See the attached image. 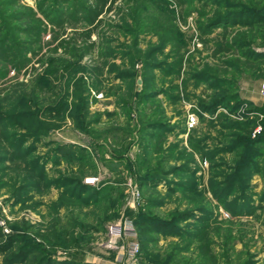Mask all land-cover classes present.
I'll list each match as a JSON object with an SVG mask.
<instances>
[{
    "label": "rangeland",
    "instance_id": "1",
    "mask_svg": "<svg viewBox=\"0 0 264 264\" xmlns=\"http://www.w3.org/2000/svg\"><path fill=\"white\" fill-rule=\"evenodd\" d=\"M262 55L264 0H0V264H264Z\"/></svg>",
    "mask_w": 264,
    "mask_h": 264
},
{
    "label": "built area",
    "instance_id": "2",
    "mask_svg": "<svg viewBox=\"0 0 264 264\" xmlns=\"http://www.w3.org/2000/svg\"><path fill=\"white\" fill-rule=\"evenodd\" d=\"M261 94L264 96V85L261 88ZM197 123V118L194 114L188 117V124L193 127ZM262 131V126L259 125L253 132V137H256ZM4 226L3 223H1ZM108 236L111 239L109 249L117 250V264H139L138 256L140 254V244L138 241V231L133 220L125 219L124 221L111 224L108 230ZM115 241V242H113ZM116 241H120V245H115Z\"/></svg>",
    "mask_w": 264,
    "mask_h": 264
},
{
    "label": "trees",
    "instance_id": "3",
    "mask_svg": "<svg viewBox=\"0 0 264 264\" xmlns=\"http://www.w3.org/2000/svg\"><path fill=\"white\" fill-rule=\"evenodd\" d=\"M106 2H107V0H100V3H101V5L103 7L105 6ZM95 16H98V15L95 14L94 17L91 18L92 19L91 21H93V19H95ZM218 17H220L221 20H226V18H229L230 19L231 18V15L229 16V14H226L225 16L224 15H221V16H218ZM213 24H216V22L213 23ZM252 55H254L255 58L257 57V60H258V56H260V55H258L256 53H252ZM259 58L264 59V55H262V57H259ZM227 85H228L229 88H232L235 85V83L230 80V81H228V84ZM258 142H259V144L261 142L262 143L264 142V135L260 137V139H259ZM240 145H238V146L236 145L237 148H235V149L237 150L238 147H240ZM250 145H251V148H252L253 146H257L258 144L255 143V142H250ZM236 150H234V151H236ZM247 153H249V155H250V152L247 151ZM251 153H252L251 155H255L257 153V151L256 150L254 151V149H252L251 150ZM245 163H247V162H245ZM245 163H243V165ZM141 219L142 218H139V219L137 218L136 220L134 219V223H135V225H136V227H137L138 230L140 228V224L142 223L141 222ZM163 225H164L163 223H160V225H158L157 228H159L160 230L161 229L163 230V228H164ZM147 231L149 232V230L144 231V235L147 233ZM147 234H149V233H147ZM144 235H143V232L142 233L140 232V236H139V239L138 240H139V242L141 244H143L144 241H145L143 239H146V237H147V236H144ZM14 242L15 241L13 239H10L9 238L7 241H5L3 243L2 247H1V251L2 252H6V250H8L9 248H12ZM7 245H8V247H7ZM56 245H58L60 247H63V249H68L69 242L68 241L62 242V234H60L58 232H53L51 235H49V238L48 239H46L45 241H43L42 243H40V245L38 246L39 248H37V249L40 250V257L37 258L33 264H54V260H53V258H52L51 255L53 254V250H54V248H55ZM6 247H7V249H6ZM27 252H29V250H27ZM27 252L25 250H21L17 254H12V256L10 257V259H11V261H14L15 259L19 258V256L23 255V256H21V260L22 261H25L26 260V257H27V254H26ZM152 262L154 263V260H152ZM160 262L161 261H159V260L156 259V264H159ZM58 264H66V263L65 262H60ZM163 264H165V263H163Z\"/></svg>",
    "mask_w": 264,
    "mask_h": 264
},
{
    "label": "water",
    "instance_id": "4",
    "mask_svg": "<svg viewBox=\"0 0 264 264\" xmlns=\"http://www.w3.org/2000/svg\"><path fill=\"white\" fill-rule=\"evenodd\" d=\"M139 83H140V81H139Z\"/></svg>",
    "mask_w": 264,
    "mask_h": 264
}]
</instances>
